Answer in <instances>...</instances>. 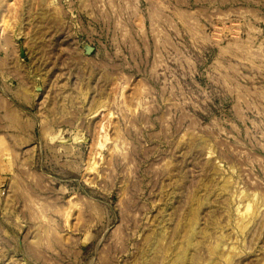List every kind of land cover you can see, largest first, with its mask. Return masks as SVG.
Listing matches in <instances>:
<instances>
[{
    "label": "rangeland",
    "instance_id": "1",
    "mask_svg": "<svg viewBox=\"0 0 264 264\" xmlns=\"http://www.w3.org/2000/svg\"><path fill=\"white\" fill-rule=\"evenodd\" d=\"M3 69L0 264H264V0H0Z\"/></svg>",
    "mask_w": 264,
    "mask_h": 264
},
{
    "label": "crops",
    "instance_id": "2",
    "mask_svg": "<svg viewBox=\"0 0 264 264\" xmlns=\"http://www.w3.org/2000/svg\"><path fill=\"white\" fill-rule=\"evenodd\" d=\"M23 73L25 74V72ZM5 74L13 76L11 73L5 72L4 69L0 71L2 82L5 84L7 83V80H9L8 83H10L9 85L6 84L4 86V92L0 91V123H4V127H8V124L5 121H9L14 115L13 113H18L24 117V122L32 124V117L28 116V114H26L27 112L23 113L22 110L24 104H32L33 99L35 98V88L32 86L30 87V82L26 83L25 80L26 77L29 79V73L27 72V74L18 77V80H16L17 78L15 77L12 80H4Z\"/></svg>",
    "mask_w": 264,
    "mask_h": 264
},
{
    "label": "bare ground",
    "instance_id": "3",
    "mask_svg": "<svg viewBox=\"0 0 264 264\" xmlns=\"http://www.w3.org/2000/svg\"><path fill=\"white\" fill-rule=\"evenodd\" d=\"M184 259H185V253L183 251L182 253L177 254L174 264H180L183 262Z\"/></svg>",
    "mask_w": 264,
    "mask_h": 264
}]
</instances>
